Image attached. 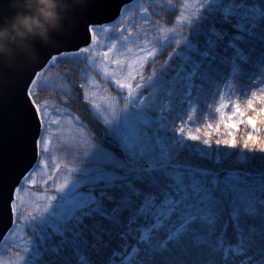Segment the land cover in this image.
<instances>
[{
    "label": "snow or ice",
    "instance_id": "obj_1",
    "mask_svg": "<svg viewBox=\"0 0 264 264\" xmlns=\"http://www.w3.org/2000/svg\"><path fill=\"white\" fill-rule=\"evenodd\" d=\"M257 121L264 0H84L0 54V264H264Z\"/></svg>",
    "mask_w": 264,
    "mask_h": 264
},
{
    "label": "water",
    "instance_id": "obj_2",
    "mask_svg": "<svg viewBox=\"0 0 264 264\" xmlns=\"http://www.w3.org/2000/svg\"><path fill=\"white\" fill-rule=\"evenodd\" d=\"M83 2L7 0V14H0V54L13 49L29 52L33 43H50L53 33L70 23L72 13Z\"/></svg>",
    "mask_w": 264,
    "mask_h": 264
},
{
    "label": "trees",
    "instance_id": "obj_3",
    "mask_svg": "<svg viewBox=\"0 0 264 264\" xmlns=\"http://www.w3.org/2000/svg\"><path fill=\"white\" fill-rule=\"evenodd\" d=\"M142 2V0H139ZM174 3H177V0H174ZM178 5V4H177ZM83 63V62H81ZM79 66V65H78ZM45 95H47V93H45ZM243 103V102H241ZM54 106H60L58 103L55 104ZM68 109H70V111L76 115H78L82 120L84 119H89L90 118V113L85 112L83 110V107L81 104L75 102V100H73L72 103L65 105ZM257 126L261 129L260 132L258 133L260 139L264 140V124L260 123L259 121H257ZM247 126L246 125H240L238 130L236 131V138L239 140L241 139L244 134H245V130H246ZM63 142V141H62ZM62 142H55V147L54 149L51 150L50 154L55 155L58 157L59 162H61V160L64 159V153L63 151H59V145ZM66 143V142H63Z\"/></svg>",
    "mask_w": 264,
    "mask_h": 264
},
{
    "label": "rangeland",
    "instance_id": "obj_4",
    "mask_svg": "<svg viewBox=\"0 0 264 264\" xmlns=\"http://www.w3.org/2000/svg\"><path fill=\"white\" fill-rule=\"evenodd\" d=\"M138 2H141L138 0ZM178 6V5H177ZM129 15H132V16H135V15H139V10L138 9H130L129 11ZM132 23L136 24V23H139L138 21L136 20H133ZM97 59H99V57L97 56ZM66 142V143H70L71 142V134L70 133H67L65 132L63 134V140L61 139V136L60 135H54L52 137V142L49 146V158H46L45 160V165L43 166H40L38 167L37 169V175H36V180H37V184L39 183V180L41 178V176L43 175V172L46 170V169H50L52 167V161L50 159V157L52 156V154H50L51 150L54 149L55 147V142ZM57 163H60L59 160L57 159ZM49 175H51V173L49 172ZM61 177H57V179H60ZM35 191V190H33ZM43 191V190H41ZM40 202V198L39 196H33V199L31 201H29V203L33 204V206H35L36 203H39ZM6 247L5 245L2 247L4 248Z\"/></svg>",
    "mask_w": 264,
    "mask_h": 264
}]
</instances>
